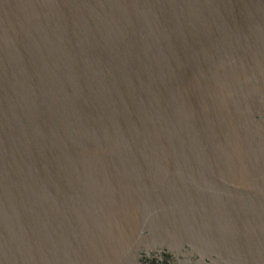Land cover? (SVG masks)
Masks as SVG:
<instances>
[{
  "label": "water",
  "instance_id": "obj_1",
  "mask_svg": "<svg viewBox=\"0 0 264 264\" xmlns=\"http://www.w3.org/2000/svg\"><path fill=\"white\" fill-rule=\"evenodd\" d=\"M0 264H264V0H0Z\"/></svg>",
  "mask_w": 264,
  "mask_h": 264
}]
</instances>
